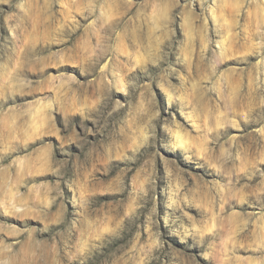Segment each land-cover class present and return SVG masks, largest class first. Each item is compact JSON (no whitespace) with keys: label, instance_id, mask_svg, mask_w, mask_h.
Here are the masks:
<instances>
[{"label":"clouds","instance_id":"1","mask_svg":"<svg viewBox=\"0 0 264 264\" xmlns=\"http://www.w3.org/2000/svg\"><path fill=\"white\" fill-rule=\"evenodd\" d=\"M0 264H264V0H0Z\"/></svg>","mask_w":264,"mask_h":264}]
</instances>
